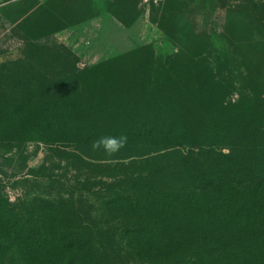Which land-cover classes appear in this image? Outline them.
<instances>
[{
    "label": "rangeland",
    "instance_id": "rangeland-1",
    "mask_svg": "<svg viewBox=\"0 0 264 264\" xmlns=\"http://www.w3.org/2000/svg\"><path fill=\"white\" fill-rule=\"evenodd\" d=\"M81 89L82 107L109 110L97 121L140 132L112 156L27 131L1 135L0 209L47 192L88 188L94 198L135 174L188 189L184 163L205 155L175 145L196 140L174 125L197 124L209 94L243 108L258 96L264 111V0H0V110H10L0 124H60L31 115ZM1 220L0 264H39Z\"/></svg>",
    "mask_w": 264,
    "mask_h": 264
},
{
    "label": "trees",
    "instance_id": "trees-1",
    "mask_svg": "<svg viewBox=\"0 0 264 264\" xmlns=\"http://www.w3.org/2000/svg\"><path fill=\"white\" fill-rule=\"evenodd\" d=\"M81 90L52 95L62 105L31 115L66 121L0 124V136L27 131L40 139L89 146L101 136L129 138L140 132L134 124L97 121L109 110L82 107L86 96ZM213 97L208 95L197 124L174 125L196 140L175 145H190L205 155L186 159L188 189L165 190L152 175L135 174L107 184L94 198L88 188L87 194H35L0 209L8 233L15 241L23 236L31 248L29 259L39 264H264L261 101L257 96L251 107H228ZM9 111L0 110V117ZM226 148L228 153L222 151ZM27 205L30 209H23Z\"/></svg>",
    "mask_w": 264,
    "mask_h": 264
},
{
    "label": "clouds",
    "instance_id": "clouds-1",
    "mask_svg": "<svg viewBox=\"0 0 264 264\" xmlns=\"http://www.w3.org/2000/svg\"><path fill=\"white\" fill-rule=\"evenodd\" d=\"M127 136H101L92 142L95 151L103 150L108 156L118 153L127 145Z\"/></svg>",
    "mask_w": 264,
    "mask_h": 264
}]
</instances>
